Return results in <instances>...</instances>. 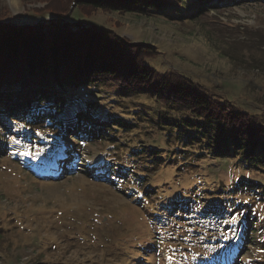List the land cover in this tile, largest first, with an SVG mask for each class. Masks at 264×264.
I'll list each match as a JSON object with an SVG mask.
<instances>
[{"label": "rangeland", "instance_id": "1", "mask_svg": "<svg viewBox=\"0 0 264 264\" xmlns=\"http://www.w3.org/2000/svg\"><path fill=\"white\" fill-rule=\"evenodd\" d=\"M73 1L0 0V17L9 22L34 23L56 18L47 11L49 3L67 6L70 13L66 21H88L115 32L126 44L150 46L159 53L145 58L148 66L180 74L222 101L261 116L264 54L252 44L257 39L264 42V0H212L199 4L203 8L198 13L192 10L195 0H186L189 9L168 17L86 8L83 12L80 7L82 15ZM192 12L195 17H191ZM111 90V86L82 89L78 101L82 105L85 102L88 113L82 118H75L76 102L60 114L53 112L62 121L58 134L70 136L81 129L88 134L77 147V141L67 137L70 143L64 148L79 158L75 166L57 172V180L47 177L59 162L61 154L56 147L45 151L48 143L40 148L22 140L26 129L45 135L50 131L48 124L41 127L38 113L17 123L5 119L11 130H17L13 126L21 130L7 135L0 127V264H264V246L258 238L264 229L259 233L256 225L245 233L243 222L229 230V224L204 228L192 225L185 215V204L200 212L215 200L252 202L251 190L235 191V183L245 179L264 187V170L243 169L235 159L207 156L180 164L182 155L166 149L163 134L156 129L144 133L149 130L150 119L143 117L139 122L131 116L138 107L146 109L140 104L146 101ZM108 115L136 121L138 129L132 127L126 132L120 128V132L110 130L105 135L90 131L91 123H105ZM147 115L151 116L149 110ZM140 139L149 149H161L160 165L150 168L143 159L130 154L132 148L127 144ZM110 158L126 167L124 181L112 184L111 179L103 181L92 173ZM28 163L33 169L27 168ZM108 166L104 163L101 169ZM140 175L146 176V184L141 185ZM151 188L155 192L147 200L141 191ZM259 189L262 198L252 203L250 215L256 222H264V188ZM174 199L182 203V210L174 208ZM165 215L169 221L158 225L156 221ZM154 240L157 243L153 245ZM144 245L145 250L141 248Z\"/></svg>", "mask_w": 264, "mask_h": 264}, {"label": "trees", "instance_id": "2", "mask_svg": "<svg viewBox=\"0 0 264 264\" xmlns=\"http://www.w3.org/2000/svg\"><path fill=\"white\" fill-rule=\"evenodd\" d=\"M209 1L212 0H195L192 10L198 13L203 8L198 5H205ZM73 2L80 14H82L79 11L81 7L83 12L86 8L168 17L173 13L179 14L182 10L189 9L186 0H74ZM49 6L51 8L48 7L47 11L55 14L56 18L39 19L34 23H28V21L9 22L0 17V127L7 131V135L17 131L19 133L20 127L13 126L17 130H11L4 122L6 118L11 123H15L25 117L31 120L36 117V113L39 114L41 127L46 123L48 124L46 128L50 131L42 136L40 130L36 135L26 129L22 140L28 144L35 143L40 148L48 143L45 151L53 147L59 151L61 154L59 162L49 171V178L57 180L58 176H54L57 172L77 163L79 155L70 154L71 149L67 153L63 145H68L71 139H75L77 147L78 141L84 143L88 135H84L85 132L81 129L74 135H68L69 141L65 132L62 135L58 134L62 121L54 113L60 114L72 104L71 102H76L79 106H76L75 118H82L86 112L85 102L82 105L78 101L79 94L82 89L89 86H111L113 87L111 92L114 94L138 95V99L145 100L147 104H140L150 111L151 116H145L148 110L138 106H134L138 108L134 111L136 114L131 116L139 122L143 117L150 119V122H147L149 126H146L149 130L144 133H154L152 129H156L159 134H163L166 149H172L171 153L174 152L175 155H182L180 164L186 165L207 156L215 159H235L237 166L243 169L264 170V106L260 109L261 116H254L251 112L238 108L228 101H222L189 78L172 71L160 72L148 66L145 58L159 53V51L154 52L150 46L126 44V40L115 32L101 29L88 21H66L70 13L67 6L59 4L55 7L51 3ZM193 16L195 17L196 14L193 15L192 12L191 17ZM252 45L264 54L263 41L257 39ZM5 115L7 117H4ZM105 120V123L101 121L96 125L91 123L90 131L94 130L96 134L101 135L110 133V130L113 134L117 133L120 128L126 132L132 127L138 129L136 121L121 120L111 115ZM131 143L127 144V148H132L130 154L143 159L148 163V167L153 168L161 164L162 156L159 153L161 149L157 147L158 145L155 144L157 148L152 150L147 148L141 139L136 144ZM171 145L176 146L175 149L171 148ZM116 161L115 163L110 158L102 162L100 168L92 170V173L103 181L108 182V179H111L112 184H117L120 180L124 181L122 177L127 176V170H124L126 167L120 166L121 161ZM104 163L109 164L106 170L101 169ZM27 168L33 169L31 163L27 164ZM35 173L39 177L42 175L37 171ZM111 173L115 174L112 176ZM108 174L110 178L107 177ZM139 177L141 185L147 183L145 175ZM235 184V191L246 193L251 190L252 202L240 201L239 204H235L232 200H215L217 201L215 204L211 202L206 204L200 212H194L185 204V215L190 217V223L204 228L207 227L205 225L221 228L229 224L226 228L229 230L231 226L243 222L242 228L245 233L248 230L253 231L256 225L260 233L264 229L262 226L264 222L253 220L250 211L255 199L261 200L259 188L264 187L245 179L238 180ZM153 191L151 188V190H142L141 193L148 200ZM217 191L220 195L221 190ZM261 193L264 196V192ZM171 203L174 208L180 210L184 207L175 199L171 200ZM242 212L244 214L239 216ZM168 219L170 217L165 215L156 222L158 225H165ZM258 238H261V244L264 246V232ZM156 243L154 240L153 245ZM141 248L146 249L145 245Z\"/></svg>", "mask_w": 264, "mask_h": 264}]
</instances>
